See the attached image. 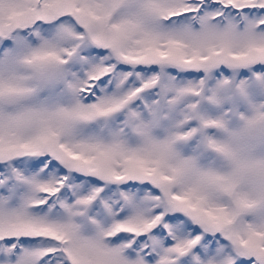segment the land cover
<instances>
[{"label":"snow or ice","instance_id":"1","mask_svg":"<svg viewBox=\"0 0 264 264\" xmlns=\"http://www.w3.org/2000/svg\"><path fill=\"white\" fill-rule=\"evenodd\" d=\"M0 264H264V0H0Z\"/></svg>","mask_w":264,"mask_h":264}]
</instances>
